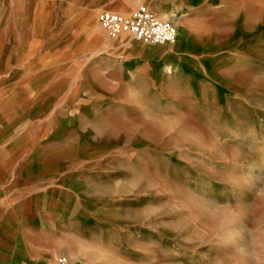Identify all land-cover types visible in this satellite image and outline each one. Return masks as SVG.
Returning a JSON list of instances; mask_svg holds the SVG:
<instances>
[{
  "label": "rangeland",
  "instance_id": "1",
  "mask_svg": "<svg viewBox=\"0 0 264 264\" xmlns=\"http://www.w3.org/2000/svg\"><path fill=\"white\" fill-rule=\"evenodd\" d=\"M110 5L174 24L172 55L93 44L70 0H0V114L24 125L3 144L61 217L31 243L79 264H264V0Z\"/></svg>",
  "mask_w": 264,
  "mask_h": 264
},
{
  "label": "crops",
  "instance_id": "2",
  "mask_svg": "<svg viewBox=\"0 0 264 264\" xmlns=\"http://www.w3.org/2000/svg\"><path fill=\"white\" fill-rule=\"evenodd\" d=\"M70 2L77 13L75 17L83 19L82 25L89 29L93 44H99L107 37L99 21L102 12L128 14L130 10L124 6H111L110 0ZM179 38L178 31L177 42L173 45H147L138 41L136 44L142 47L143 54L167 58L172 55V48L179 42ZM14 117L7 119L0 114V264H55L56 254L47 252L48 247L45 248L47 251L43 252L42 244L31 242L35 241L37 235L49 232L51 225H58L61 217L58 213L51 212L50 205L46 202L48 194L34 192L29 177L18 172L20 167L26 168V164L14 160L12 154L26 150L19 148L18 151L16 147L14 151L11 146L3 144V138L15 136L24 127L23 123L19 122L22 119H17V115ZM67 258L73 264H79Z\"/></svg>",
  "mask_w": 264,
  "mask_h": 264
},
{
  "label": "built area",
  "instance_id": "3",
  "mask_svg": "<svg viewBox=\"0 0 264 264\" xmlns=\"http://www.w3.org/2000/svg\"><path fill=\"white\" fill-rule=\"evenodd\" d=\"M99 21L108 35L115 37L124 34L147 45H173L178 39V30L174 24L158 18L145 7L128 14L102 12ZM55 264L73 263L61 256Z\"/></svg>",
  "mask_w": 264,
  "mask_h": 264
}]
</instances>
